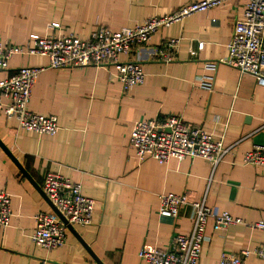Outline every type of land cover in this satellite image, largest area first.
I'll use <instances>...</instances> for the list:
<instances>
[{
	"label": "crops",
	"instance_id": "1",
	"mask_svg": "<svg viewBox=\"0 0 264 264\" xmlns=\"http://www.w3.org/2000/svg\"><path fill=\"white\" fill-rule=\"evenodd\" d=\"M194 1L0 0V44L23 47L54 33L52 23L63 27L59 34L87 41L97 26L133 28ZM248 2L230 0L194 14L121 55L123 61L140 62L146 74L143 84L128 90L112 64L52 68L47 56L17 53L10 68H0L1 81L23 66L44 67L29 108L56 115L60 126L56 135L28 131L0 109V191L11 194L13 211L10 224L0 226V264H148L139 256L142 248L166 247L175 234L193 228L190 205L177 218L160 214L161 193L206 199L214 215L229 212L245 221L223 227L210 217L200 264H219L223 252L264 245V230L251 226L264 221V166L243 161L246 151L264 146V86L227 64L205 68L227 56ZM172 38L181 40L176 59H155L152 50ZM204 74L214 77L212 89L199 84ZM169 115H180L189 126L217 137L224 134L228 155L215 168L200 157L138 162L130 146L134 124ZM50 172L69 177L95 199L93 223L67 228L65 245L54 249L31 240L35 214L53 210L43 190ZM245 264H264V259L251 254Z\"/></svg>",
	"mask_w": 264,
	"mask_h": 264
},
{
	"label": "built area",
	"instance_id": "2",
	"mask_svg": "<svg viewBox=\"0 0 264 264\" xmlns=\"http://www.w3.org/2000/svg\"><path fill=\"white\" fill-rule=\"evenodd\" d=\"M227 1L230 0H196L171 14L149 18L143 24L120 31L97 26L87 41L80 40L73 33L59 34L63 27L59 23H52L50 28L54 33L33 38L23 47H5L0 44V68H10V60L17 53L47 56L52 68L89 65L101 67L112 64L115 65L117 76L125 90H128L143 84L146 74L140 62L129 59L123 61L120 59L121 55H130L134 48L145 46L159 30L194 14L207 12ZM180 44V39L167 40L162 47L152 50V56L170 63L176 59ZM200 48H203V44ZM219 64H227L243 74H251L259 85L264 86V0H249L244 20L234 26L227 56L207 62L205 68L216 70ZM43 69L45 68L23 66L1 80L0 109L4 110L7 118L15 119L20 127L28 131L56 135L60 129L56 115L40 114L29 108L33 86ZM213 80L212 75L204 74L198 82L202 87L212 89ZM130 146L134 149V157L138 162H143L148 157H153L160 163H166L171 158L182 160L200 157L213 168L230 151L224 134L217 137L202 127H191L180 115H169L163 120L137 121L131 131ZM243 161L246 164L264 166V146L257 145L246 151ZM43 190L67 223L54 210L38 211L35 214L36 227L31 240L36 245L54 249L65 245L68 224L86 226L93 223L95 199L85 195L79 183L60 173H48ZM159 199V212L164 216L177 218L182 208L190 205L194 211L193 228L188 234H175L166 247L142 248L139 256L148 264H200L203 243L209 239L206 229L210 217L214 216L216 224L223 227L245 222L229 212L214 215L206 199L191 200L187 193H161ZM12 215L11 194L1 190L0 226H8ZM251 226L264 230V221ZM251 254L264 259V245L245 247L238 253L223 252L219 264H245Z\"/></svg>",
	"mask_w": 264,
	"mask_h": 264
},
{
	"label": "water",
	"instance_id": "3",
	"mask_svg": "<svg viewBox=\"0 0 264 264\" xmlns=\"http://www.w3.org/2000/svg\"><path fill=\"white\" fill-rule=\"evenodd\" d=\"M1 142V141H0ZM5 149H6V151L9 153V155L14 159V160H16V158H15V156L13 155V153L9 150V149H7V147H5ZM18 162V161H17ZM19 166H20V168H21V165L20 164H18ZM23 171H24V173L27 175V177L28 178H30L31 179V177H30V175L28 174V172L25 170V169H23ZM32 180V179H31ZM50 202V204H51V206H52V209L54 210V211H56L58 214H59V216L67 223V220L64 218V216L58 211V209L52 204V202L51 201H49ZM68 228H70V229H75L74 228V226L72 225V224H68ZM89 248V247H88ZM89 250H90V252H91V254L94 256V258L98 261V262H100L101 263V261H100V259L95 255V253L89 248ZM102 264V263H101Z\"/></svg>",
	"mask_w": 264,
	"mask_h": 264
}]
</instances>
